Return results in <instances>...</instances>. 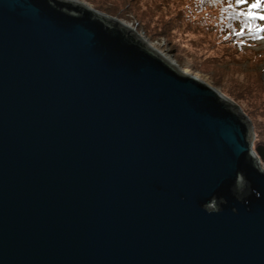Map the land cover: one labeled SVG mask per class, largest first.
<instances>
[{
    "label": "water",
    "instance_id": "obj_1",
    "mask_svg": "<svg viewBox=\"0 0 264 264\" xmlns=\"http://www.w3.org/2000/svg\"><path fill=\"white\" fill-rule=\"evenodd\" d=\"M243 104L133 20L0 0V264H264Z\"/></svg>",
    "mask_w": 264,
    "mask_h": 264
},
{
    "label": "rangeland",
    "instance_id": "obj_2",
    "mask_svg": "<svg viewBox=\"0 0 264 264\" xmlns=\"http://www.w3.org/2000/svg\"><path fill=\"white\" fill-rule=\"evenodd\" d=\"M110 12L135 21L153 36L187 60L190 64L237 98L254 115L257 146L264 147V62L259 68L239 59L220 58L219 53L210 55L198 45L195 18L182 20L178 0H83ZM189 2L190 0H183ZM199 15L211 26L208 10ZM212 27V26H211ZM213 28V27H212ZM199 31V30H198ZM264 55V36L254 48ZM235 60V62H234ZM203 63H202V62ZM255 104V105H254ZM260 115V116H258ZM259 125H256V124ZM264 165V161L260 162Z\"/></svg>",
    "mask_w": 264,
    "mask_h": 264
},
{
    "label": "trees",
    "instance_id": "obj_3",
    "mask_svg": "<svg viewBox=\"0 0 264 264\" xmlns=\"http://www.w3.org/2000/svg\"><path fill=\"white\" fill-rule=\"evenodd\" d=\"M178 1L181 2L177 4H179L178 13L182 20L197 17L195 36L199 41L198 45L209 53L208 55L217 52L220 58L231 60L237 57L239 62H247L246 65L255 68H259L260 59L264 62V55L260 57L262 53L254 49V40L260 37L264 30V24L260 23L264 20L260 19L261 15L253 6L248 8L249 14L246 15L242 11L230 9L225 0ZM205 10H208V19L213 28L199 15V12ZM247 107L248 114L251 112L250 104ZM249 116L254 119L253 114ZM262 132L264 133V129Z\"/></svg>",
    "mask_w": 264,
    "mask_h": 264
},
{
    "label": "snow or ice",
    "instance_id": "obj_4",
    "mask_svg": "<svg viewBox=\"0 0 264 264\" xmlns=\"http://www.w3.org/2000/svg\"><path fill=\"white\" fill-rule=\"evenodd\" d=\"M259 4H254L253 7H258ZM260 19L264 20V16H261Z\"/></svg>",
    "mask_w": 264,
    "mask_h": 264
},
{
    "label": "bare ground",
    "instance_id": "obj_5",
    "mask_svg": "<svg viewBox=\"0 0 264 264\" xmlns=\"http://www.w3.org/2000/svg\"><path fill=\"white\" fill-rule=\"evenodd\" d=\"M263 166V165H262Z\"/></svg>",
    "mask_w": 264,
    "mask_h": 264
}]
</instances>
